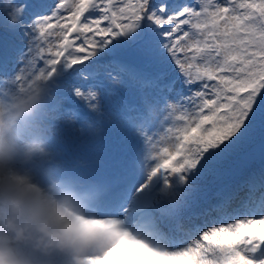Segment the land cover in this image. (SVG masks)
Segmentation results:
<instances>
[{
  "label": "snow or ice",
  "instance_id": "snow-or-ice-1",
  "mask_svg": "<svg viewBox=\"0 0 264 264\" xmlns=\"http://www.w3.org/2000/svg\"><path fill=\"white\" fill-rule=\"evenodd\" d=\"M9 90L88 218L160 264H264V0H0Z\"/></svg>",
  "mask_w": 264,
  "mask_h": 264
},
{
  "label": "clouds",
  "instance_id": "clouds-1",
  "mask_svg": "<svg viewBox=\"0 0 264 264\" xmlns=\"http://www.w3.org/2000/svg\"><path fill=\"white\" fill-rule=\"evenodd\" d=\"M20 114L17 113V116ZM2 123L3 118L0 117V124ZM24 199L25 193L21 191L14 196L12 202L19 208L23 205ZM32 217L41 223V230L47 238L46 240L41 238V243L46 245L74 246L86 236L101 234L110 236L111 243L107 245L99 259L92 261V264H160L154 258L155 254L144 243L108 220L88 218L83 214H78V218H74L71 209L66 217L49 219L40 206L32 209ZM72 221H75L74 227L69 228L67 225ZM9 226L15 227L14 222H10ZM18 232L22 236L24 230L18 229ZM0 264H23V261L17 258L11 249L0 247Z\"/></svg>",
  "mask_w": 264,
  "mask_h": 264
},
{
  "label": "rangeland",
  "instance_id": "rangeland-1",
  "mask_svg": "<svg viewBox=\"0 0 264 264\" xmlns=\"http://www.w3.org/2000/svg\"><path fill=\"white\" fill-rule=\"evenodd\" d=\"M3 152V155L7 152V149H5V146L3 145L2 146V148H1V153ZM72 216L73 217H76V218H78L76 215H74V214H72ZM3 220H4V218L0 221V224H2V223H5V222H3ZM9 220H11V221H13V220H15L16 221V219L15 218H12V217H7V221H9ZM14 233V230L11 228V227H7L6 228V234H8V235H11V234H13ZM101 245V244H104V240L103 241H100V242H98V243H96L95 244V241H92L91 243H89V245L88 246H96V245ZM100 258V257H99ZM98 258V259H99ZM97 260V259H96ZM87 264H92V261H88L87 262Z\"/></svg>",
  "mask_w": 264,
  "mask_h": 264
},
{
  "label": "bare ground",
  "instance_id": "bare-ground-1",
  "mask_svg": "<svg viewBox=\"0 0 264 264\" xmlns=\"http://www.w3.org/2000/svg\"><path fill=\"white\" fill-rule=\"evenodd\" d=\"M74 218H76V217H74Z\"/></svg>",
  "mask_w": 264,
  "mask_h": 264
}]
</instances>
